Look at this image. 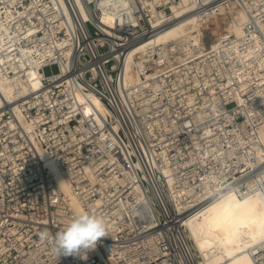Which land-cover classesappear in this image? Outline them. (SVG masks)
I'll return each mask as SVG.
<instances>
[{
    "label": "built area",
    "instance_id": "2783aa9c",
    "mask_svg": "<svg viewBox=\"0 0 264 264\" xmlns=\"http://www.w3.org/2000/svg\"><path fill=\"white\" fill-rule=\"evenodd\" d=\"M192 1L182 16L216 19L213 44L148 45L130 82L129 50L171 27L179 0H0V73L26 74L23 63L41 83L0 104V264H191L185 222L196 210L233 188L264 200V0ZM49 161L107 221L87 259L40 239L75 214Z\"/></svg>",
    "mask_w": 264,
    "mask_h": 264
},
{
    "label": "bare ground",
    "instance_id": "6f19581e",
    "mask_svg": "<svg viewBox=\"0 0 264 264\" xmlns=\"http://www.w3.org/2000/svg\"><path fill=\"white\" fill-rule=\"evenodd\" d=\"M193 6L192 0H179L178 5L172 4L171 13L179 19L151 41H146L129 50L124 67L126 81L135 82L137 80L136 74L133 73V61L135 56L148 45L177 41L182 45L192 43L199 47L206 46L202 35L207 30V26L218 22L213 19L203 25L192 14L182 16L193 9ZM106 21L111 23L110 18ZM230 30L236 35L240 34V27L237 24L231 26ZM8 49L10 50L11 47L9 46ZM19 65L20 69L27 70L26 74L20 73L14 66L10 69L14 72L13 75L0 73V104L12 103L41 85L40 73L35 68L28 70L23 63ZM91 99L98 109L103 111L100 101L93 95ZM85 110L88 112L90 108L86 107ZM256 134L264 146V125L256 129ZM104 139L110 149L122 158V149L116 139L110 134H107ZM252 153L261 159L259 153H255L254 148H250L249 158ZM41 154L46 155L44 151H41ZM48 165L59 190L69 201L75 214L84 211L53 161H49ZM247 165L248 168H254L257 161L250 159ZM240 168L241 166H238L234 170L242 174L245 169L240 170ZM213 193L211 189L206 191L208 195ZM185 232L186 240H189L187 250L191 264H264V200L259 194H243L241 190L237 191L235 188L218 193L186 220Z\"/></svg>",
    "mask_w": 264,
    "mask_h": 264
},
{
    "label": "clouds",
    "instance_id": "9594fccd",
    "mask_svg": "<svg viewBox=\"0 0 264 264\" xmlns=\"http://www.w3.org/2000/svg\"><path fill=\"white\" fill-rule=\"evenodd\" d=\"M39 236L52 246L58 257L87 259V253L97 247L98 241L108 237V224L103 216L84 210L74 214L54 236L47 230Z\"/></svg>",
    "mask_w": 264,
    "mask_h": 264
},
{
    "label": "rangeland",
    "instance_id": "374dc122",
    "mask_svg": "<svg viewBox=\"0 0 264 264\" xmlns=\"http://www.w3.org/2000/svg\"><path fill=\"white\" fill-rule=\"evenodd\" d=\"M207 32H206V36H207V40L205 41V45H208L211 43V40L213 39L214 35L216 36L218 34V32L220 31V26L218 25V23H214L210 26H207L206 28ZM58 71L56 66H52V67H46L44 69V73L46 75H49L51 73H56Z\"/></svg>",
    "mask_w": 264,
    "mask_h": 264
}]
</instances>
